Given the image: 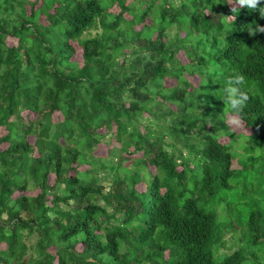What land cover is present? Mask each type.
Here are the masks:
<instances>
[{
  "label": "trees",
  "instance_id": "obj_1",
  "mask_svg": "<svg viewBox=\"0 0 264 264\" xmlns=\"http://www.w3.org/2000/svg\"><path fill=\"white\" fill-rule=\"evenodd\" d=\"M236 7L0 0V264H264V19Z\"/></svg>",
  "mask_w": 264,
  "mask_h": 264
},
{
  "label": "clouds",
  "instance_id": "obj_2",
  "mask_svg": "<svg viewBox=\"0 0 264 264\" xmlns=\"http://www.w3.org/2000/svg\"><path fill=\"white\" fill-rule=\"evenodd\" d=\"M229 4L232 5L231 11L234 13L239 8H247L253 11H258L261 19H264V7H261V0H235L233 5L232 0H229ZM232 19L234 17L228 16ZM257 33H264V26L257 25L255 29H250L249 34L255 36ZM246 83V78L243 74L237 73L230 76L226 80L225 92L227 94L226 104L229 106L233 115L229 119L228 123L237 127L242 126L241 115L244 109L247 107V102L250 97L248 92L244 90L243 86Z\"/></svg>",
  "mask_w": 264,
  "mask_h": 264
},
{
  "label": "rangeland",
  "instance_id": "obj_3",
  "mask_svg": "<svg viewBox=\"0 0 264 264\" xmlns=\"http://www.w3.org/2000/svg\"><path fill=\"white\" fill-rule=\"evenodd\" d=\"M82 53H81V50H77V52H75V55H74V58L73 59H77L79 60L80 62L82 61ZM133 62H138L137 59H133ZM194 85H197V83H199V79L197 77L193 78L192 79ZM167 86H173L175 85V82L174 81H170V80H167L166 82ZM231 118V116L229 117V119ZM60 117L56 115L55 117V120H59ZM230 125V124H229ZM232 130L236 133V134H244V135H248L250 134V131L247 130L244 126V124L242 123V126L240 127H237V126H234V125H230ZM0 131L1 133H5L6 131H4L3 128H0ZM31 141H33V138H30ZM223 143H229V139L227 137H223L222 140H221ZM117 146V145H116ZM7 147V144H4L2 145L1 149L3 148H6ZM111 147L112 145L111 144H108L107 143V140L104 139L100 145L98 146V148L95 149V156L97 157H101V158H107L108 157V154H109V151L111 150ZM126 156V155H124ZM131 158H134V156H132ZM132 163V160L128 161L126 163V166H129L130 164ZM239 165L237 164V162L235 161L233 163V167L234 168H237ZM87 168V166H85L83 169ZM140 189L143 190L144 187L143 186H140ZM231 206V205H230ZM238 214H240L241 218L243 217L244 213L242 212V209H238L237 210ZM230 213L233 214V215H237V213L235 211H233L232 209H230ZM233 236H228V240H227V243L230 241V239H232Z\"/></svg>",
  "mask_w": 264,
  "mask_h": 264
}]
</instances>
